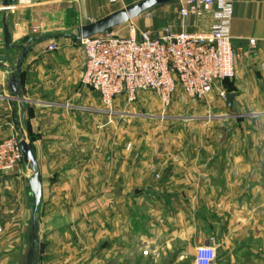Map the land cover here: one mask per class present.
Returning a JSON list of instances; mask_svg holds the SVG:
<instances>
[{"label": "crops", "instance_id": "0c3cea01", "mask_svg": "<svg viewBox=\"0 0 264 264\" xmlns=\"http://www.w3.org/2000/svg\"><path fill=\"white\" fill-rule=\"evenodd\" d=\"M123 1L119 10L141 0ZM3 3L0 141L20 137V125L34 149L42 181L37 255L42 247L43 264H141L144 247L157 263L186 264V256L206 247L215 251L213 264H264V0H234L236 75L223 86L236 94L234 111L228 114L226 101L210 95L209 104L195 109L199 115L220 109L209 121L133 112L151 101L158 106L151 94H140L133 106L116 100L112 115L101 110L98 96L81 83L85 57L73 36L89 19L117 12L110 11V0H15L8 13ZM215 13L174 17L172 30L209 32ZM141 17L114 35L159 37V26L138 22ZM4 18L11 46L36 40L21 67L23 101L14 100L9 87L21 50L5 44ZM179 96L173 106L186 102ZM251 106L255 112H243ZM118 116L129 120L120 128ZM242 119L255 122V144L227 128ZM170 122L179 128H169ZM31 177L24 164L0 177V264H12L22 240L28 242Z\"/></svg>", "mask_w": 264, "mask_h": 264}, {"label": "built area", "instance_id": "2783aa9c", "mask_svg": "<svg viewBox=\"0 0 264 264\" xmlns=\"http://www.w3.org/2000/svg\"><path fill=\"white\" fill-rule=\"evenodd\" d=\"M233 5L234 0L182 2L179 17L183 21L201 18L216 8V22L206 33H175L166 28L156 38L144 32L139 37L111 34L79 41L85 57L83 87L98 96L109 115L116 100L133 106L140 94L155 96L164 109L179 95L202 101L216 94L225 102L229 94L223 86L235 78L238 59L230 33ZM19 142L18 136L0 141V175L12 174L23 162ZM142 253L150 256V248ZM215 256L212 248H199L194 264H213Z\"/></svg>", "mask_w": 264, "mask_h": 264}, {"label": "water", "instance_id": "95a60500", "mask_svg": "<svg viewBox=\"0 0 264 264\" xmlns=\"http://www.w3.org/2000/svg\"><path fill=\"white\" fill-rule=\"evenodd\" d=\"M188 0H141L137 3L129 5L122 10H119L115 13H112L92 24L81 26L77 28L76 34L73 36V39L77 42L81 40H86L92 37L101 36V35H111L113 31L126 25L135 19L141 17L145 13L151 11L160 6L183 2ZM15 0H4L3 3V11L4 13H8L14 7ZM4 24V38L5 44L12 48H17L21 50V54L18 58L17 66L13 70L10 77V91L12 98L17 101H23V97L21 96V67L24 60V57L30 50V46L36 41L35 39H31L28 43L23 45L11 46L10 45V32L9 27L6 22V18L3 20ZM235 99V94H229L226 98V107L229 110H233V101ZM20 132V149L22 153L23 164L27 167V169L32 173V177L30 178L28 185L29 190L33 199V211L31 216V224L28 236V252L26 258V264H39V259L37 257V249L39 246V238H38V229H39V220H38V211L42 203V181L41 175L37 168L36 157L34 153V149L27 139L22 127L18 126Z\"/></svg>", "mask_w": 264, "mask_h": 264}, {"label": "rangeland", "instance_id": "374dc122", "mask_svg": "<svg viewBox=\"0 0 264 264\" xmlns=\"http://www.w3.org/2000/svg\"><path fill=\"white\" fill-rule=\"evenodd\" d=\"M109 4H110V6H112L110 11H118L119 9H121L125 5L123 0H110ZM179 4L181 5V3H174L172 5H167L165 7L163 6V7H157L155 9H152L151 11H149V12L145 13L144 15H142V17L140 19H138V22L143 23L145 21H154V24L157 25V27L159 26V31L161 30L160 34H158V36H159V35H161L163 33V31L166 28H171L172 29V25H171L172 23H170V22L172 21V19L174 17H176L177 19L180 18L179 17V6H180ZM94 22H96V21L93 20V19H89L87 25L92 24ZM112 34L114 35V33H112ZM116 37H118V36H116ZM232 89L233 88H231V89L229 88L230 91L234 90L235 93L238 91L237 89L236 90L235 89L232 90ZM233 94H234V92H233ZM249 95H250V93H249ZM153 97H154V99H156L155 96H153ZM179 97H183L184 100H186V102H182L181 104H178V105H175V106H173V104H172L168 109H164L162 106L159 105L158 102H157L158 106L150 105L151 102H152L151 101L149 103V105H147V107L138 108V109H136L133 112H135L136 114H141L142 113L143 117H146L148 115H156V114H158L159 116H161V118H168L169 119V118H177L178 117V118L182 119L183 121H187L193 116H195V117L202 116V117L205 118L204 120L209 121L211 117H215L216 115L218 116V115H220L222 113L221 110L218 109L216 114H213L212 112H210L209 114L199 115V114H201V111H196L195 109L197 107L199 108V106L202 107V105L205 106V105L209 104L210 103V98H208V97L206 99L202 100V101H193V100H190L189 98H187L184 95L179 96ZM211 97L215 98V95L212 94ZM215 99H218L217 95H216ZM221 102H223V101L221 100ZM247 106H249V105L248 104L244 105L245 108H247ZM102 109L104 110L103 106L101 105V110ZM113 110H114V108H113ZM125 111H127V110L118 109V112H125ZM233 111H234V108H233V110L226 111V112L228 114H231V112H233ZM113 112H115V110ZM243 112L251 114L252 112H255V106L254 107L251 106V109H247V110L245 109V111L243 110ZM120 114H122V113H120ZM249 119H242L241 121H238L237 123H235L233 121H229L227 123L228 124L227 128L228 129H232L233 131H234V129L238 128L240 131L243 132L242 139H243V141H246L245 143L255 144V136H252V137L250 136V134L252 132H255V122L251 121L252 119L251 120H249ZM127 121H129V120L125 121L124 118H122V116H118V117L115 118V122H116L117 128H120L121 126H123L124 122H127ZM159 122L163 123L160 120H159ZM169 126H171L169 128H173V129L179 128V127H177V126H179L178 123H175V122L174 123L170 122ZM22 164H23V162L19 164V166L17 167V170L15 172H13L12 174L0 175V177L1 176L14 175L15 173H17L19 171V168H21ZM0 220H1V218H0ZM3 226L4 225L0 222V229H1L0 236L3 234V229H4ZM22 242H23V247L17 253L14 252V254H13L15 257L12 258V260H13L12 264H26V258H27V252H28V242L26 241V239L22 240ZM146 248L147 247H144V249L142 251L140 250L141 256L143 258H145V262H142L141 264H166V260H167L166 258H164V261H161V262L157 263L156 260L154 259L155 252H153V250H151V249H150V251H151L150 256H147V257L143 256L142 252L145 251ZM38 253H39L40 257H41V258H38V259H41V264H43V258H44L43 256L44 255H43L42 247H41V249L39 250ZM37 257H38V255H37ZM185 260H186V264L194 263V257L192 255L186 256Z\"/></svg>", "mask_w": 264, "mask_h": 264}, {"label": "trees", "instance_id": "16d2710c", "mask_svg": "<svg viewBox=\"0 0 264 264\" xmlns=\"http://www.w3.org/2000/svg\"><path fill=\"white\" fill-rule=\"evenodd\" d=\"M229 82V81H228ZM226 83V82H225Z\"/></svg>", "mask_w": 264, "mask_h": 264}]
</instances>
